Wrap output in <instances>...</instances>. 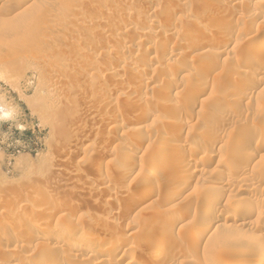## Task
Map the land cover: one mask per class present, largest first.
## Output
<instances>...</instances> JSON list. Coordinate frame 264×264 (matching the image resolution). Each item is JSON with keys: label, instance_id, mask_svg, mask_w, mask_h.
Listing matches in <instances>:
<instances>
[{"label": "rangeland", "instance_id": "374dc122", "mask_svg": "<svg viewBox=\"0 0 264 264\" xmlns=\"http://www.w3.org/2000/svg\"><path fill=\"white\" fill-rule=\"evenodd\" d=\"M254 1L0 0V264L94 261L67 260L66 243L53 237L70 232L32 240L42 226L39 200L63 204L50 223L65 214L60 222L77 225L78 240L88 232L106 236L82 241L93 256L105 249L103 264H114L130 245L137 264L246 262L259 254L264 48L254 45L264 39V19L250 18ZM152 21L156 27L146 28ZM197 36L207 42L198 44ZM141 37L149 42L141 44ZM160 59L162 68L147 73ZM181 64L193 70L178 72ZM212 135L220 138L217 155L195 153ZM180 162L186 167L177 173L173 165ZM176 174L181 183L171 191L168 180ZM151 189L159 193L136 205L137 195ZM213 201L216 229L198 241L194 232ZM237 202L252 212L235 209ZM12 218L16 223L7 224ZM222 232L236 234L211 247ZM116 233L126 243L118 250Z\"/></svg>", "mask_w": 264, "mask_h": 264}, {"label": "bare ground", "instance_id": "6f19581e", "mask_svg": "<svg viewBox=\"0 0 264 264\" xmlns=\"http://www.w3.org/2000/svg\"><path fill=\"white\" fill-rule=\"evenodd\" d=\"M12 1L13 0H1V2H4V3H6V4H11L12 3ZM231 1V0H230ZM243 1V0H242ZM237 2V1H236ZM238 3H240L239 1H238ZM250 6H252L251 8H252V10H254V14L252 15V17L250 16V18H252V19H254V21L256 20V19H264V10L262 9V8H264V0H255L253 3H252V5H250ZM21 7H22V5L21 4H19L18 6H16V7H14V12H18V11H21V10H19V9H21ZM214 7V6H213ZM219 7H220V5H219ZM223 7V6H222ZM221 9V8H220ZM262 10V11H261ZM219 11V10H218ZM221 11V10H220ZM181 12V11H180ZM183 12H184V10H183ZM120 13V12H119ZM185 13V12H184ZM183 14V13H182ZM161 15H157V17H156V19L157 18H159ZM182 16V15H181ZM246 17H249V16H246ZM241 19L242 18H240V22H241ZM155 21V20H154ZM152 21V22H149V23H147L145 26H146V28H149V29H151V30H153V28H155L156 26H155V22L157 21ZM237 22V21H236ZM157 24H159V23H157ZM161 25V24H160ZM134 29V28H133ZM157 29V28H156ZM175 30V29H174ZM132 31V30H131ZM130 31V32H131ZM134 31V30H133ZM195 31V30H194ZM175 32V31H174ZM136 33V32H135ZM212 35H213V33H212ZM206 37V36H205ZM207 37H209L208 35H207ZM213 37H215V35H213ZM211 38V37H210ZM227 38V37H226ZM140 39V38H139ZM204 38L202 37V36H197L196 38H195V40L194 41H196V42H198V44L203 40ZM212 39V38H211ZM148 40V37L146 38V39H142V37H141V44L142 43H146V42H149V40ZM205 41L204 42H207V40H206V38L204 39ZM209 40V39H208ZM209 41H211V40H209ZM229 42V41H228ZM139 43V42H138ZM226 43V42H225ZM149 44V43H148ZM202 44V43H201ZM196 45V44H195ZM254 46H256L258 49H263L264 48V39L263 40H261V41H258V42H256V44L254 45ZM128 47V46H127ZM126 47V48H127ZM129 49H131V50H134V48L135 47H132V45L130 44V46L128 47ZM191 50H192V48H190ZM173 52V51H172ZM249 52V51H248ZM261 53H263V52H261ZM258 54V53H257ZM264 54V53H263ZM261 55V54H260ZM258 56H259V54H258ZM158 57V56H157ZM248 58V57H247ZM259 58V57H258ZM262 58V57H261ZM138 60V59H137ZM159 60V59H158ZM157 60V62H153L152 64H150L147 68H146V72L147 73H149V74H156L157 73V71L160 69V68H162V61H161V59H160V61H158ZM246 60V59H245ZM261 60V59H260ZM182 65V64H181ZM183 66V67H182ZM182 66H180V67H182V68H179L178 70V72H188V71H190V69H192V68H190L189 66H187V65H182ZM193 70V69H192ZM164 71H166V68H165V70ZM179 74V73H178ZM164 78V77H163ZM141 83V81L139 82V84ZM255 84V83H254ZM254 86V85H253ZM256 88V87H255ZM242 90H244V88L242 89ZM203 92V90L202 91H200V93H202ZM244 92V91H243ZM242 92V93H243ZM242 95V94H241ZM239 97H240V95H239ZM238 99V98H237ZM241 99V98H240ZM154 100H155V98H154ZM154 100H153V103H154ZM242 100V99H241ZM110 109H115L116 107H117V105H118V103H116L115 101H111L110 102ZM3 107H1V104H0V109H2ZM109 109V110H110ZM115 111V110H114ZM150 112V111H149ZM149 112H148V114H149ZM181 117V116H180ZM183 118V117H182ZM211 135V134H210ZM174 136V135H173ZM175 136H177V135H175ZM204 136V135H203ZM205 138V137H204ZM206 138H208V139H206ZM206 140H208L209 142H206L205 141V143H200L199 144V147H196L195 148V150H194V152L195 153H199L200 151L202 152V151H204L205 153H209V152H213L214 154L212 155V156H216L217 155V153H215V149L216 148H221V146L219 145V141H220V138H219V136H217V135H212V136H206ZM223 143V142H222ZM263 144H262V148L264 147V140H263V142H262ZM223 145V144H222ZM130 149V148H129ZM176 151V150H175ZM174 153V152H173ZM176 153H178V150H177V152ZM220 154V153H219ZM258 155V153L257 152H254V154H253V157H256ZM259 156V155H258ZM222 158V157H221ZM187 159H189V158H187ZM194 159V158H193ZM192 159V160H193ZM220 160V159H219ZM219 160H218V162H219ZM185 161V159L183 160V162ZM187 162H189V160H186ZM191 161V160H190ZM209 162V161H208ZM207 162V163H208ZM119 163V162H118ZM117 163V164H118ZM181 163V162H180ZM186 163H181V164H177L176 165V167H175V165H173L174 166V170L177 172V173H179V172H181L182 171V169L184 168V167H186V165H185ZM115 165V164H114ZM118 165H121V164H118ZM129 165V164H128ZM123 166V165H122ZM140 166V165H139ZM97 167H99V166H97ZM127 168H124L125 169V175L127 176V175H129L130 174V172L132 171V167H130V166H126ZM94 168V167H93ZM100 168V167H99ZM99 168H97V170L99 171ZM195 168V167H194ZM240 169V168H239ZM93 170V169H92ZM95 170V169H94ZM96 170V171H97ZM123 170V169H122ZM242 170V169H241ZM100 171H102V175L103 176H109V170H107V169H103L102 168V170H101V168H100ZM179 171V172H178ZM151 172H154V171H151ZM150 172V173H151ZM195 172V171H194ZM132 173H133V171H132ZM131 173V174H132ZM130 174V175H131ZM154 174V173H153ZM264 174V173H263ZM177 175V174H176ZM176 175H173L172 177H169V183L167 184V186H169V188L171 189H173V188H175V189H177L176 187H178V185L181 183L180 181V179H182V177L181 178H179L178 177V175L176 176ZM100 176H101V172H100ZM148 176V175H147ZM251 176V175H250ZM149 178H147V180H145V184L147 183V185H149L150 183H153L154 181H153V179H152V177L153 176H148ZM256 177V176H255ZM262 177V176H261ZM108 179V178H107ZM244 179V178H243ZM252 179V178H251ZM255 179V178H254ZM259 179V178H258ZM246 180V179H245ZM244 180V181H245ZM250 180V179H249ZM249 180H247V181H249ZM153 181V182H152ZM243 181V180H242ZM241 181V182H242ZM254 182H255V180H254ZM244 183H246V182H244ZM258 183V182H257ZM161 184V183H160ZM247 184V183H246ZM249 184V183H248ZM105 185V184H104ZM103 185V187L100 189L101 190V192L102 191H104V190H106L107 189V187H105ZM153 185V184H152ZM151 185V186H152ZM162 185V184H161ZM185 185V184H184ZM251 185V184H250ZM254 185V184H253ZM247 186V185H246ZM249 186V185H248ZM255 187V186H254ZM182 188V187H181ZM244 188V187H243ZM253 188V187H252ZM172 189H171V191H172ZM174 189V190H175ZM245 189V188H244ZM250 189V188H249ZM248 189V190H249ZM179 190V189H178ZM247 190V191H248ZM252 190V189H251ZM146 192H144V193H142V194H139V195H137V199L135 200V202H136V205H137V203H143V201H146L148 198H150L152 195H154V196H156L158 193H159V191H156V190H145ZM106 192V191H105ZM162 194V193H161ZM15 195H17L19 198H21V196L20 195H18L17 193L15 194ZM15 195H13V196H15ZM17 196L15 197V198H17ZM20 200V199H19ZM168 200L169 199H167V202H168ZM217 200H219V199H217ZM239 200V199H238ZM220 201V200H219ZM240 201V200H239ZM238 201V202H239ZM242 201H244V200H242ZM249 201V200H248ZM247 201V202H248ZM256 203H258L260 206H263L262 207V209H261V207L259 208L260 209V211L262 210V211H264V196H261V197H256ZM13 202V201H12ZM237 202V204L236 205H234V208L235 209H241V208H246V209H248V211H247V213H251L252 211L250 210V208H251V206H253L252 204H253V202L251 203V202H249V203H251L250 205H244L243 204V202H242V204H241V202L240 203H238ZM218 203V202H217ZM217 203H214V201H213V203H211V205H209L210 207H208L207 209L208 210H206L205 212H204V219H206V220H204V222H203V224H202V226L200 225V227L198 228V230L197 231H195L194 232V234H195V237L197 238V240L198 241H201V240H203V238L204 237H206V236H208V235H212L211 234V230L214 228V226H215V223L217 222V217L215 216V211L217 210V208L219 207L218 206V204ZM39 206H38V208H37V212H36V217H37V219H38V222H40L41 224H42V226H41V228H40V231H32V240H37V241H40V240H43V238H45V235H46V233L48 234V233H50L51 231L53 232V231H55V230H58V231H62V232H70L71 234H69L70 236H66V238L65 237H60V236H54L53 237V239L55 240H57V242H64V243H66V246L64 247V248H61V250L63 249V252L66 254V256H67V260H70V257H72V258H75L76 257V261H77V258H79L80 259V262H81V260L82 261H87V260H91V261H93L92 259L94 258V261L92 262V264H103V263H105V259H104V257L103 256H105L103 253H106V251H104L105 249L103 248V249H101L100 248V253H101V256H99L100 254H97L96 256H93V255H95L94 253H93V255L90 253V246H87V245H84L83 243H82V241H88L89 243H94V242H105V240L107 239H105V237H103V236H100L101 238H96L95 237V235L94 234H90L88 231V233L87 234H85L84 236H82V240H78L79 239V236H80V231H79V227L77 226V225H74L71 221H66V220H64L63 222H60V221H62L63 219H64V217H65V214H62V215H60V216H58L57 217V221L55 220V223L53 224H51L50 222L51 221H53V218H54V215H57V214H59L60 212H61V204H59L58 202H56L55 200L54 201H41L40 202V200H39ZM135 204V203H134ZM133 204V205H134ZM255 204V203H254ZM258 204H256V205H258ZM63 205V204H62ZM132 205V204H131ZM130 205V206H131ZM135 205V206H136ZM256 205H254V206H256ZM29 207V206H28ZM129 208H131V207H129ZM133 208V207H132ZM131 208V210L133 211V209H135V208H133L132 209ZM255 208V207H254ZM254 208H252V210L254 209ZM257 208V207H256ZM23 209H25V208H23ZM27 210V209H26ZM25 210V211H26ZM129 210V209H128ZM130 210V211H131ZM245 212H246V210H244ZM259 211V210H258ZM257 211V212H258ZM129 212V211H128ZM196 214V213H195ZM236 214V213H235ZM227 215V214H226ZM229 215L230 214H228V218H229ZM237 215V214H236ZM249 215V214H248ZM259 215V216H258ZM258 215L256 214V220H254V223L255 222H257V226H260V223H261V217H262V214L260 215V212L258 213ZM231 216V215H230ZM235 215H232L231 217H234ZM250 216V215H249ZM248 216V217H249ZM261 216V217H260ZM236 217V216H235ZM234 217V218H235ZM247 217V216H246ZM262 218H264V217H262ZM176 220H174L173 222H172V228H173V226H175L176 225V223L178 222V219H177V217L175 218ZM239 219V218H238ZM242 220L244 219L243 217L241 218ZM236 220V219H235ZM234 220V221H235ZM247 220V219H246ZM250 220V219H249ZM15 221V219L14 218H12V219H10V221H7V224H10L11 222H14ZM260 221V222H259ZM262 221H263V219H262ZM37 222V223H38ZM248 221H243L242 223H240V225H242V224H246ZM5 223V222H4ZM15 223H16V221H15ZM252 223H253V221H252ZM39 224V223H38ZM228 225H230V224H228ZM233 224H231L230 225V227H233L232 226ZM239 225V224H238ZM4 226V225H3ZM7 226V225H6ZM92 226V225H91ZM96 226V225H95ZM95 226L93 225L92 226V228L94 227L95 228ZM218 226H220L219 224L217 225V227ZM225 226H227L226 224H225ZM264 224L262 225V229H264ZM228 227V226H227ZM237 227V226H236ZM97 228V227H96ZM219 228V227H218ZM24 229V228H23ZM215 229H216V226H215ZM214 229V230H215ZM1 230V229H0ZM8 230V229H7ZM33 230V229H32ZM127 230V229H126ZM125 230V231H126ZM23 231V230H22ZM122 231V230H121ZM241 231V230H240ZM59 232V233H60ZM117 232H119L120 233V231L118 230ZM94 233V232H93ZM118 233V234H119ZM125 233V232H124ZM124 233H122V234H124ZM212 233H213V231H212ZM117 234V233H116ZM117 234V235H118ZM131 234V233H130ZM130 234H128V235H130ZM236 233H234V232H222V233H220V234H218L217 236H215L212 240H211V243H210V245H211V247H218V245H221L222 243H224V242H226L227 240H229V237L230 236H233V235H235ZM27 235V234H26ZM56 235V234H55ZM58 235V234H57ZM61 235V234H60ZM125 235V234H124ZM47 236V235H46ZM116 236V235H115ZM119 237H117V238H115L114 239V241L112 242V245L113 246H115L114 248H115V250H116V248H117V250H118V248L119 247H121V246H123L124 244H126L125 243V237L123 236V235H118ZM121 236V237H120ZM130 237H131V235H130ZM110 238V237H109ZM112 238V237H111ZM110 238V239H111ZM15 239V238H14ZM48 239V238H47ZM99 239V240H98ZM113 239V238H112ZM128 239V238H127ZM49 240H50V238H49ZM54 240H52V241H54ZM60 240V241H59ZM131 240H132V238H131ZM152 240V239H151ZM46 241V240H45ZM48 241V240H47ZM106 241H108V240H106ZM150 241V240H149ZM127 242H128V240H127ZM46 243V242H45ZM109 243H110V241H109ZM129 243H130V240H129ZM129 243H127V245L129 244ZM47 244H48V242H47ZM52 244V243H51ZM54 244H56V241L54 242ZM53 244V245H54ZM108 244V243H107ZM57 245V244H56ZM110 245V244H109ZM111 245V246H112ZM126 245V246H127ZM58 248V246H52V248ZM61 246L59 245V248H60ZM127 247H129V248H124L125 250H124V254L123 255H121L116 261H115V263L114 264H135L136 262H134L133 260H130L131 258L130 257H132L133 256V254H135V251H134V249L135 248H133V246H127ZM135 247V246H134ZM106 248V247H105ZM111 249V248H110ZM109 249V250H110ZM108 250V251H109ZM137 250V249H136ZM58 251V250H57ZM59 251H60V249H59ZM104 251V252H103ZM107 251V252H108ZM112 251V250H111ZM56 252V251H55ZM103 252V253H102ZM113 252V251H112ZM114 252H116V251H114ZM49 253V252H48ZM64 253H63V255H64ZM111 253V252H110ZM139 253V252H138ZM137 253V254H138ZM112 254V253H111ZM157 254L158 253H156V256H157ZM161 254H163V253H161ZM47 255H49V254H47ZM114 255V254H113ZM136 255V254H135ZM50 256V255H49ZM52 256V255H51ZM50 256V257H51ZM65 256V257H66ZM154 256V255H153ZM64 257V258H65ZM68 257H69V259H68ZM158 257V256H157ZM166 257V256H165ZM49 257H47V258H44V260L46 259L47 261H46V263L45 264H51L50 263V261L48 262V259ZM163 258V257H162ZM132 259H133V257H132ZM158 259V258H157ZM13 260V259H12ZM15 260V259H14ZM19 260V259H18ZM54 260V259H53ZM64 260V259H63ZM51 261H52V259H51ZM55 261V260H54ZM53 261V262H54ZM65 261V260H64ZM45 262V261H44ZM52 262V263H53ZM78 262V261H77ZM58 263V262H57ZM57 263H55V264H57ZM61 263V262H60ZM59 263V264H60ZM64 263V262H63ZM63 263H61V264H63ZM89 262H87L86 264H88ZM219 263V262H218ZM12 264V263H11ZM54 264V263H53ZM78 264V263H77ZM81 264V263H80ZM137 264V263H136ZM140 264H141V262H140ZM144 264V263H143ZM219 264H264V247H263V249L259 252V254H257L254 258H252V259H250V260H248V261H246V262H244V261H242L241 259L240 260H238V259H235L234 261H231V262H228L227 260H226V262H223V261H221Z\"/></svg>", "mask_w": 264, "mask_h": 264}, {"label": "clouds", "instance_id": "9594fccd", "mask_svg": "<svg viewBox=\"0 0 264 264\" xmlns=\"http://www.w3.org/2000/svg\"><path fill=\"white\" fill-rule=\"evenodd\" d=\"M4 115H5V117H7L8 116V113H5Z\"/></svg>", "mask_w": 264, "mask_h": 264}]
</instances>
